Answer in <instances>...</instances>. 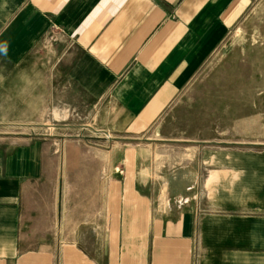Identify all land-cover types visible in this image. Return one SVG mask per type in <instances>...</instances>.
Instances as JSON below:
<instances>
[{
    "label": "crops",
    "instance_id": "1",
    "mask_svg": "<svg viewBox=\"0 0 264 264\" xmlns=\"http://www.w3.org/2000/svg\"><path fill=\"white\" fill-rule=\"evenodd\" d=\"M258 1L0 0V264H264V151L157 130ZM78 116L105 180H61Z\"/></svg>",
    "mask_w": 264,
    "mask_h": 264
},
{
    "label": "rangeland",
    "instance_id": "2",
    "mask_svg": "<svg viewBox=\"0 0 264 264\" xmlns=\"http://www.w3.org/2000/svg\"><path fill=\"white\" fill-rule=\"evenodd\" d=\"M179 94L157 127L159 138L188 137L203 139L205 147L264 151V0L256 3ZM85 122L78 116L71 139L61 141L62 181L105 180L120 164L121 146L103 140L84 127L89 125Z\"/></svg>",
    "mask_w": 264,
    "mask_h": 264
}]
</instances>
